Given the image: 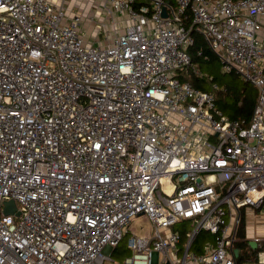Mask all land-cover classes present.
I'll use <instances>...</instances> for the list:
<instances>
[{
  "label": "built area",
  "instance_id": "built-area-1",
  "mask_svg": "<svg viewBox=\"0 0 264 264\" xmlns=\"http://www.w3.org/2000/svg\"><path fill=\"white\" fill-rule=\"evenodd\" d=\"M97 1L88 45L66 0H0V264L115 262L126 234L115 264H237L242 214L264 217V0ZM194 33L256 89L247 123L182 79Z\"/></svg>",
  "mask_w": 264,
  "mask_h": 264
},
{
  "label": "trees",
  "instance_id": "trees-1",
  "mask_svg": "<svg viewBox=\"0 0 264 264\" xmlns=\"http://www.w3.org/2000/svg\"><path fill=\"white\" fill-rule=\"evenodd\" d=\"M194 38L195 41L189 48V53L192 64L197 68L199 75H195L189 70L182 76V79L203 91L213 92L217 107L229 120L244 121V123H247L257 101L256 89L248 82L241 80L234 73L223 74L220 71L221 76L228 75L225 79L215 75L211 70L214 69L215 66L219 65L220 67L218 59L199 34L194 33ZM213 85H215L217 89L213 90ZM173 230L179 233L180 245H183L187 240V233L189 231L188 220H181L173 226ZM236 238L234 244L238 252L236 263L245 264L255 261L259 250L258 248H251L249 245L250 241L246 238L244 214H242L240 224L237 228ZM213 240L214 236L209 232L199 231L193 237L190 251L201 254L204 245L213 242Z\"/></svg>",
  "mask_w": 264,
  "mask_h": 264
},
{
  "label": "rangeland",
  "instance_id": "rangeland-1",
  "mask_svg": "<svg viewBox=\"0 0 264 264\" xmlns=\"http://www.w3.org/2000/svg\"><path fill=\"white\" fill-rule=\"evenodd\" d=\"M98 1L94 0L92 2H89L87 0H66L65 2V9L66 13H68L70 16L77 15L79 13H83V16L87 19L86 22H83L82 25V32L85 34V41L86 44L88 45H98L99 43L96 40V37L91 33V28L86 26L87 24H95V22L100 20L99 15H93V10H91L92 5L97 4ZM92 17L93 20L90 21L89 18ZM212 72L215 73V75L220 76V78H227L228 75L221 76L220 74V67L215 66L214 69L211 70ZM13 201H9V203ZM7 203H5V211L7 207ZM15 206V204H14ZM11 213V212H9ZM247 220L248 222L252 220V223L248 225L250 228L253 229V235L259 238H264V217L261 213H257V211L252 212L251 215H247ZM193 221H188V226L189 228L191 226H194ZM133 228L136 229V234L140 235L143 232L150 231L152 229L151 223L150 222H143L140 218L134 220L132 222ZM262 230V231H261ZM129 235L126 234L121 243L119 244L117 250L114 252L112 259L116 262L119 263L122 261L124 257L129 256V251L127 250V240H128ZM115 262L110 261V262H105L104 264H115ZM253 264V262H251ZM248 263V264H251Z\"/></svg>",
  "mask_w": 264,
  "mask_h": 264
},
{
  "label": "crops",
  "instance_id": "crops-1",
  "mask_svg": "<svg viewBox=\"0 0 264 264\" xmlns=\"http://www.w3.org/2000/svg\"><path fill=\"white\" fill-rule=\"evenodd\" d=\"M264 25V22H263ZM252 212L250 210H246L244 213L245 216V226H246V238L251 242H254L255 239H260V240H264V238H259L256 237L255 235H253V229L250 228L248 225H250V223H252V220L248 222L247 220V215H251ZM262 231V230H261Z\"/></svg>",
  "mask_w": 264,
  "mask_h": 264
},
{
  "label": "water",
  "instance_id": "water-1",
  "mask_svg": "<svg viewBox=\"0 0 264 264\" xmlns=\"http://www.w3.org/2000/svg\"><path fill=\"white\" fill-rule=\"evenodd\" d=\"M15 210V206H14V203H12V202H8L7 203V207H6V211H5V213H9V212H13ZM249 245L251 246V248H255L256 247V243L255 242H249ZM234 253H235V255H238V252H237V250L235 249L234 250Z\"/></svg>",
  "mask_w": 264,
  "mask_h": 264
}]
</instances>
